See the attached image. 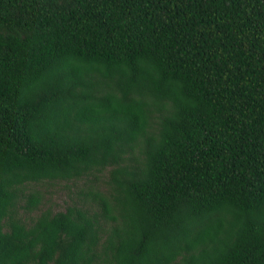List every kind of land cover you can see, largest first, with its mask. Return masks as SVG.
<instances>
[{"label":"trees","instance_id":"16d2710c","mask_svg":"<svg viewBox=\"0 0 264 264\" xmlns=\"http://www.w3.org/2000/svg\"><path fill=\"white\" fill-rule=\"evenodd\" d=\"M0 264H264V0H0Z\"/></svg>","mask_w":264,"mask_h":264},{"label":"rangeland","instance_id":"374dc122","mask_svg":"<svg viewBox=\"0 0 264 264\" xmlns=\"http://www.w3.org/2000/svg\"><path fill=\"white\" fill-rule=\"evenodd\" d=\"M108 170L95 173L89 179L76 181H53L41 182L30 185L28 191L36 193L40 197V204L36 210L27 213L20 210V217L29 223L35 219L40 212L64 211L70 205L81 204L83 195L92 189L104 192L107 189Z\"/></svg>","mask_w":264,"mask_h":264}]
</instances>
